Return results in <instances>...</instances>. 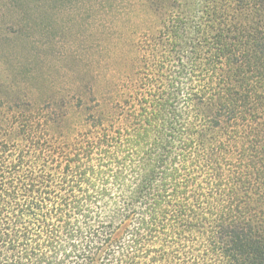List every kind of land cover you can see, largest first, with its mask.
<instances>
[{
    "label": "trees",
    "instance_id": "1",
    "mask_svg": "<svg viewBox=\"0 0 264 264\" xmlns=\"http://www.w3.org/2000/svg\"><path fill=\"white\" fill-rule=\"evenodd\" d=\"M212 1L169 114L127 112L152 0H91L82 39L55 0L22 61L0 48V264H264V0Z\"/></svg>",
    "mask_w": 264,
    "mask_h": 264
},
{
    "label": "rangeland",
    "instance_id": "2",
    "mask_svg": "<svg viewBox=\"0 0 264 264\" xmlns=\"http://www.w3.org/2000/svg\"><path fill=\"white\" fill-rule=\"evenodd\" d=\"M55 0H0V48L12 50V57L22 61L25 51L22 49L23 39L20 35L22 30L35 33L46 30L50 24L49 11ZM73 0V11L75 12V29L80 39L88 31L90 25L89 6L91 0ZM150 3V0H148ZM184 0H152L151 13L155 16V29L145 40H142L143 58L141 63L130 68V74L134 77L132 87L125 97L127 99L128 115H133L137 111L139 116L145 114L141 110V103L145 104L144 109L151 111L154 104L159 103V96L162 95V103H165L167 96L174 95V98L166 103V112L179 111L182 108L181 96L185 89L190 87V75L192 69L190 65L205 62L213 58L216 54V40L205 39L202 29L208 25V14L206 10L218 8L212 0H189V5L182 6ZM162 5V6H160ZM86 6L88 10L85 14ZM160 6V7H159ZM236 6V5H235ZM240 12H247L246 7H232ZM211 13V18L214 19ZM217 15V14H216ZM118 15L116 27L119 31H125V22ZM228 21L231 24L234 19L229 14H219L216 21ZM107 20V19H106ZM134 23H140L139 17H134ZM236 20V19H235ZM31 27V28H30ZM171 29H174L173 32ZM199 29L200 32L197 30ZM192 31V32H191ZM23 38V39H22ZM229 42L232 40L229 39ZM14 53V56H13ZM0 75H7L0 65ZM149 78V80H148ZM151 83V87L150 84ZM130 94H132L130 96ZM137 108V109H136ZM135 118V117H134ZM133 124H136L132 120ZM125 152V148H124ZM137 163L132 161L131 167H137ZM259 208L262 205H258ZM263 224H258L262 226Z\"/></svg>",
    "mask_w": 264,
    "mask_h": 264
}]
</instances>
